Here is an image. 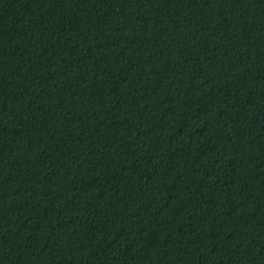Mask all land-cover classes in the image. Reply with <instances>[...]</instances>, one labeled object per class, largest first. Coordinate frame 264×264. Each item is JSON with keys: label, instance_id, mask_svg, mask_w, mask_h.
I'll return each instance as SVG.
<instances>
[{"label": "trees", "instance_id": "trees-1", "mask_svg": "<svg viewBox=\"0 0 264 264\" xmlns=\"http://www.w3.org/2000/svg\"><path fill=\"white\" fill-rule=\"evenodd\" d=\"M0 264H264V0H0Z\"/></svg>", "mask_w": 264, "mask_h": 264}]
</instances>
